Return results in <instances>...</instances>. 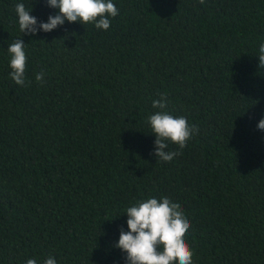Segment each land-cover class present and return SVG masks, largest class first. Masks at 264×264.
I'll use <instances>...</instances> for the list:
<instances>
[{
	"label": "trees",
	"instance_id": "16d2710c",
	"mask_svg": "<svg viewBox=\"0 0 264 264\" xmlns=\"http://www.w3.org/2000/svg\"><path fill=\"white\" fill-rule=\"evenodd\" d=\"M18 3L42 22L58 12L0 0V264H126V209L164 196L191 222L193 264H264V0H113L108 30L35 35ZM15 39L25 86L10 75ZM163 94L199 129L168 142L170 162L147 119Z\"/></svg>",
	"mask_w": 264,
	"mask_h": 264
},
{
	"label": "clouds",
	"instance_id": "9594fccd",
	"mask_svg": "<svg viewBox=\"0 0 264 264\" xmlns=\"http://www.w3.org/2000/svg\"><path fill=\"white\" fill-rule=\"evenodd\" d=\"M205 0H200L203 4ZM51 8L58 9L57 14L50 15L47 22L38 21L30 15L24 3L15 5L19 29L24 34L35 35L39 31L51 32L59 26L80 22L84 25L93 23L97 29L108 30L111 21L108 18L119 14L113 0H47ZM23 39H15L9 44L11 78L19 86H25L28 57ZM260 67L264 66V43L259 46ZM45 73L36 74L38 83L44 82ZM30 83V81H29ZM153 108L159 111L147 119L156 135L154 155L161 161L170 162L178 152L168 151V142L177 144L181 149L194 133L197 126L189 124L184 116H174L167 108V94L154 100ZM258 128L264 130V119ZM128 231L120 230V237L115 247L126 253V264H193V251L186 241V234L191 227L189 218L181 209V205L171 198L150 197L138 201L126 209ZM26 264H38L36 259H28ZM43 264H57L53 256H49Z\"/></svg>",
	"mask_w": 264,
	"mask_h": 264
}]
</instances>
